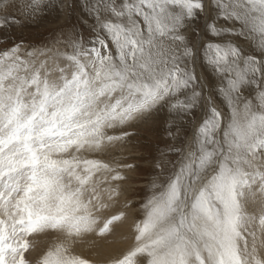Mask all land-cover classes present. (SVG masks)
Returning <instances> with one entry per match:
<instances>
[{"label":"snow or ice","instance_id":"6c2138e0","mask_svg":"<svg viewBox=\"0 0 264 264\" xmlns=\"http://www.w3.org/2000/svg\"><path fill=\"white\" fill-rule=\"evenodd\" d=\"M45 22L25 49L16 32ZM0 40V264H33L28 237L48 230L36 264H90L76 241L126 220L95 228L138 170L113 153L161 115L112 264H264V0H0Z\"/></svg>","mask_w":264,"mask_h":264},{"label":"rangeland","instance_id":"374dc122","mask_svg":"<svg viewBox=\"0 0 264 264\" xmlns=\"http://www.w3.org/2000/svg\"><path fill=\"white\" fill-rule=\"evenodd\" d=\"M51 27H53V25L47 24L45 22L40 26L32 25L18 30L15 35L17 37H23L27 42L24 45V48L31 50L28 47L29 45L37 48L42 47L43 44L50 39V33L47 31V29ZM9 47H11V44H6L3 42V40H0V50ZM22 58L24 57L22 56ZM43 59L44 58L41 57L40 60L36 61L37 65ZM29 68L31 69V65H29ZM200 71H202V69L198 67L197 73L199 74ZM21 74H24L23 69H21ZM200 115L201 114L198 112L196 124L200 122ZM162 119L163 117L161 115L158 121L149 119L146 122H141L137 126L129 129L130 132L134 133L132 141L128 145H126L124 149H122L118 153H114V156H127V163L135 164L138 166L137 171L125 173L128 176V181L125 185H127V187L129 188L128 190L131 194L128 200L137 203V205L133 207V210L139 215L138 219L135 222H138L139 219L143 218L140 204L144 199V191L147 186L148 180L151 178L150 173L152 171V157L158 154L156 152L157 147L163 146L162 131L159 126ZM194 127L195 125H193V128ZM193 128H189V136L191 135ZM97 226H100L101 228L103 227V224L95 225L96 228H98ZM46 233H49L48 235H50L54 233V231L48 230L46 231ZM79 256L83 258L81 255Z\"/></svg>","mask_w":264,"mask_h":264},{"label":"bare ground","instance_id":"6f19581e","mask_svg":"<svg viewBox=\"0 0 264 264\" xmlns=\"http://www.w3.org/2000/svg\"><path fill=\"white\" fill-rule=\"evenodd\" d=\"M113 155L115 154L113 153ZM124 187L129 189L127 185ZM130 196L131 194L128 190L127 196L121 197L120 200L115 203V206L111 207L109 210L98 212L97 216H99L100 222L96 225L104 224V221L108 217L121 210L126 211V220L122 224H119V226L114 227L111 234L103 237L97 236L95 232L84 234L76 241L73 254L81 255L84 259L89 260L91 264H112V261L116 257L120 256L134 245L135 231L133 225L139 215L133 210V208L130 210L123 209L124 200H128ZM132 203L137 205L136 202ZM97 227L98 228H95L98 230L100 226ZM48 234L49 233L46 232L33 233L29 236L28 240L30 243V249L29 254L26 255H28L29 259L33 261V264H36L37 261L42 259V256L46 254L53 245L59 243L60 237L56 232L50 235Z\"/></svg>","mask_w":264,"mask_h":264}]
</instances>
